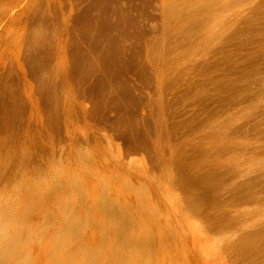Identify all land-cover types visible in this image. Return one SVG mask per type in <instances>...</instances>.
Segmentation results:
<instances>
[{"label": "bare ground", "instance_id": "obj_1", "mask_svg": "<svg viewBox=\"0 0 264 264\" xmlns=\"http://www.w3.org/2000/svg\"><path fill=\"white\" fill-rule=\"evenodd\" d=\"M0 264H264V0H0Z\"/></svg>", "mask_w": 264, "mask_h": 264}]
</instances>
